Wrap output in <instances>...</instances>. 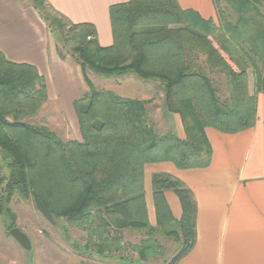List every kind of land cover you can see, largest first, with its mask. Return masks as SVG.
Masks as SVG:
<instances>
[{
	"label": "trees",
	"instance_id": "16d2710c",
	"mask_svg": "<svg viewBox=\"0 0 264 264\" xmlns=\"http://www.w3.org/2000/svg\"><path fill=\"white\" fill-rule=\"evenodd\" d=\"M28 1L48 30L70 44L67 51L64 45L55 50L61 59L68 55L80 65L88 91L73 103L81 140L61 141L45 127L23 120L47 97L44 77L34 65L10 61L0 51V152L9 169L0 178L3 227L8 234L14 227L8 198L17 193L27 200L36 193L54 219L62 217L89 232L84 250L115 252L120 230L139 229L148 236L139 249L145 263L156 250L160 253L152 238L159 231L180 242L169 263L176 264L195 244L197 204L182 181L169 173H153L152 227L144 198V166L170 162L182 170L206 168L212 149L205 128L234 134L253 126L256 94L264 93V33L258 23L259 32L253 28V21L260 16L264 27V0H222L238 14L235 23L221 26L182 8L177 0L111 4L108 46L99 44L92 23H72L46 0ZM204 66L224 76L227 100L219 98ZM87 70L121 77L119 81L132 74L158 82L164 108L178 115L183 136L173 129L158 133L149 113L151 100L97 89ZM168 190L179 200V219L165 199ZM7 218L11 224H6Z\"/></svg>",
	"mask_w": 264,
	"mask_h": 264
},
{
	"label": "crops",
	"instance_id": "0c3cea01",
	"mask_svg": "<svg viewBox=\"0 0 264 264\" xmlns=\"http://www.w3.org/2000/svg\"><path fill=\"white\" fill-rule=\"evenodd\" d=\"M46 1L74 23H92L99 44L108 46L112 43L109 6L128 0ZM177 1L182 8L195 10L202 18L216 22L213 0ZM0 51L10 61L34 65L44 77L48 102L59 106V112L72 127L78 126L73 103L88 91L81 67L68 55L59 57L44 21L28 0H0ZM120 82L107 84L105 89L124 98L151 100L149 105L155 106L152 112L149 110L154 128L157 124L164 132L173 129L183 136L180 119L165 110L160 90L154 94L149 87L146 90L139 86L135 75H131L129 86ZM255 113L253 126L234 134L205 128L212 149L206 168L182 170L170 162L144 166L149 223L155 221L153 173H169L182 181L191 189L197 204L195 244L176 264H264V93L256 94ZM164 196L173 217L179 219L181 206L177 196L169 190ZM0 224L1 228V218ZM74 264L85 263L76 258Z\"/></svg>",
	"mask_w": 264,
	"mask_h": 264
},
{
	"label": "rangeland",
	"instance_id": "374dc122",
	"mask_svg": "<svg viewBox=\"0 0 264 264\" xmlns=\"http://www.w3.org/2000/svg\"><path fill=\"white\" fill-rule=\"evenodd\" d=\"M213 5L216 13V23H220V26L225 21L231 24L235 23L238 13L231 6H227L222 0H213ZM262 13H264V10H262ZM218 14L222 18H219ZM255 23L256 25L258 23L260 32L264 33L263 22L260 16L256 17L255 21H253V28L259 32ZM46 29L53 45H58V47L64 45L65 51L70 49V44H64L59 36L53 35L47 27ZM204 70L217 88L219 98L227 100L228 92L225 87L226 80L224 76L221 73L209 71L206 66H204ZM131 75L125 74L120 84L125 83L124 86H127ZM87 76L97 89L106 88L107 84L117 85L119 83L114 82L121 79V77L107 78L96 75L90 70H87ZM127 77L130 78L127 79ZM136 79L139 81L137 82L139 86L146 88V90L149 87L150 91L158 93L157 89L158 85H160L158 82H147L138 77ZM58 107L56 104L54 105L53 101L48 102V98L46 97L39 110L34 115L26 116L23 120L36 127H45L61 141L75 139L74 137L81 138L79 125L72 127L65 115L59 112L60 108ZM153 107L155 108L153 105H148L151 112ZM7 119L11 118L7 117ZM155 130L158 133L164 132L157 124H155ZM7 161L0 152V178L7 176L9 173ZM3 185L4 182L0 184V193L2 192ZM6 208L12 212L14 217V220L13 218L11 219L14 222L7 218L6 224H11L12 222L14 226L21 229L28 236L31 247L29 250L22 248L2 226L0 228V264H13L15 261L18 262L17 264H74L76 258L85 264H169L171 258L181 247L180 242L162 235L159 231H155L152 238L160 249V253L159 250H156L157 254L147 259L144 263L141 260L139 249L143 241L148 239V236L143 230L124 228L119 231L121 242L115 252L97 254L93 248H85L84 250L85 244L88 246L89 243V232L87 233L80 228L70 226L62 217H55V224H51L36 209L32 196H29L25 200L17 193H13L6 201ZM150 225L156 228V219ZM73 244L78 245L80 249L75 248ZM79 251L82 256L78 254Z\"/></svg>",
	"mask_w": 264,
	"mask_h": 264
},
{
	"label": "water",
	"instance_id": "95a60500",
	"mask_svg": "<svg viewBox=\"0 0 264 264\" xmlns=\"http://www.w3.org/2000/svg\"><path fill=\"white\" fill-rule=\"evenodd\" d=\"M33 202L36 209L45 217L51 224H55V219L49 209L43 204L36 193H33ZM10 236L24 249L29 250L31 247L28 236L21 231L17 226L9 229Z\"/></svg>",
	"mask_w": 264,
	"mask_h": 264
}]
</instances>
